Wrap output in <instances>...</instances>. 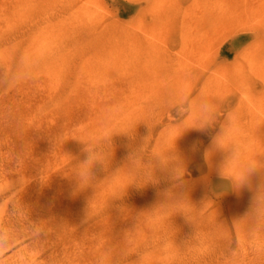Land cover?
Instances as JSON below:
<instances>
[{
  "label": "rangeland",
  "instance_id": "374dc122",
  "mask_svg": "<svg viewBox=\"0 0 264 264\" xmlns=\"http://www.w3.org/2000/svg\"><path fill=\"white\" fill-rule=\"evenodd\" d=\"M0 264H264V0H0Z\"/></svg>",
  "mask_w": 264,
  "mask_h": 264
},
{
  "label": "clouds",
  "instance_id": "9594fccd",
  "mask_svg": "<svg viewBox=\"0 0 264 264\" xmlns=\"http://www.w3.org/2000/svg\"><path fill=\"white\" fill-rule=\"evenodd\" d=\"M228 138V133L226 130L221 129V136L217 138L216 144L220 148H225L226 141ZM83 151L86 153V158L80 162L76 167L72 169V174L74 175L75 180L78 183L79 188H84L90 185L94 180L93 168L96 165H101L104 168L107 167L109 160V153L103 148L97 150L96 146L92 143H86ZM231 151L235 152V146L231 148ZM130 163L133 165L138 164V160L135 157L130 159ZM260 167V163L256 159H250L247 165L246 172L247 174H252ZM221 178H223L224 173L221 171L218 173ZM183 172L181 170V176ZM238 183H243L244 176L238 175L236 177ZM114 195H120L116 193Z\"/></svg>",
  "mask_w": 264,
  "mask_h": 264
},
{
  "label": "bare ground",
  "instance_id": "6f19581e",
  "mask_svg": "<svg viewBox=\"0 0 264 264\" xmlns=\"http://www.w3.org/2000/svg\"><path fill=\"white\" fill-rule=\"evenodd\" d=\"M197 42V41H196ZM232 49H230V51H231ZM229 51V52H230ZM32 61V53H30V54H28V57L25 59V63H28V62H31ZM24 66H25V64H24Z\"/></svg>",
  "mask_w": 264,
  "mask_h": 264
}]
</instances>
